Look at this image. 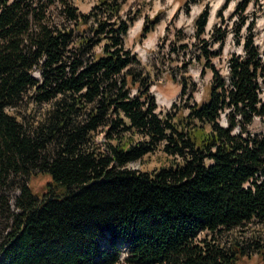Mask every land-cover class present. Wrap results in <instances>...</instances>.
Wrapping results in <instances>:
<instances>
[{
    "label": "trees",
    "instance_id": "1",
    "mask_svg": "<svg viewBox=\"0 0 264 264\" xmlns=\"http://www.w3.org/2000/svg\"><path fill=\"white\" fill-rule=\"evenodd\" d=\"M126 1L97 0L84 13L71 0H0V211L9 227L0 264H117L121 245L134 264H237L248 252L264 263L263 236H214L264 220V129L249 128L256 117L264 127V48L246 13L257 0H223L208 39V5L192 42L173 30L184 42L171 53L190 54L212 76L200 102L183 76L186 102L164 114L125 46L139 15ZM159 18L144 17L139 37ZM229 32L241 53L229 54L223 75L212 59ZM25 98L47 104L40 117L18 118ZM155 150L167 165L127 167ZM39 172L50 174L47 187L38 195L20 184L11 211V177Z\"/></svg>",
    "mask_w": 264,
    "mask_h": 264
},
{
    "label": "rangeland",
    "instance_id": "2",
    "mask_svg": "<svg viewBox=\"0 0 264 264\" xmlns=\"http://www.w3.org/2000/svg\"><path fill=\"white\" fill-rule=\"evenodd\" d=\"M96 1L97 0H71L78 10L84 13L88 12ZM185 1L186 0H127L125 4L126 9L131 7L132 11L139 12V15L134 19L128 29L124 40L125 46L135 54L139 65L149 74L151 79L149 92L153 95L154 103L156 104V112L160 114L181 109L182 105L186 102L187 89L186 91H182L180 83L183 76H185L188 81L191 80L195 82L196 91L194 92L193 99L196 102L206 99L209 92L212 76L211 70L204 68L202 62H198L194 59H192L191 63H188V61L191 60V56L186 52H179L178 55L176 53H171L173 44L177 46V44L184 42L183 40L175 41L172 33L175 28L180 27L182 28L183 34L186 36L185 41L189 43L192 42L194 18L201 9H203L204 5H208L209 17L205 26V33L202 35V38L208 39L209 31L213 23L217 21L216 11L223 0H190L187 7L182 5ZM233 5L234 1L223 10L222 15L224 18H227L228 14L232 11ZM157 13L160 15L157 24L154 25L153 29L147 33L146 36L140 38L139 33L144 17L147 16L151 19ZM246 13H248L249 20L254 19L255 43L260 48H264V0H257L251 4ZM232 21L233 19L229 20V23L232 24ZM241 33H243V27L239 30V34ZM213 47L215 48L216 45H213ZM189 48L192 49L193 46L191 45ZM232 52L237 54L241 53V48L234 43L233 33L229 32L221 54L212 59V63L219 73L223 75L227 73V59ZM184 62L188 64L185 68H183ZM32 74L37 77V70L33 69ZM131 91H135V88H131ZM46 107V103L34 104L29 98H25L18 108V112L22 113L24 118H18L22 120L30 119V116H33L34 119L38 118ZM184 112H186L185 108ZM220 122L221 124L224 123L223 115L221 116ZM249 128L256 132L264 129L261 119L257 117L254 118ZM96 137L97 140H101L103 134L99 132L96 134ZM168 163L169 158L161 150H155L138 160L129 162L127 167L139 171L150 172ZM11 179L15 185L11 190L6 191L11 211L16 210L15 197L20 193L18 189L20 184H30L34 193L40 195L47 187V182L51 181L50 174L47 172H39V174L34 173L30 178L29 176L19 175L13 176ZM5 210L0 211V238L9 230ZM250 233L264 237V220L259 222L254 221L246 226H241L230 231L223 230L220 234H214V236L221 242H226V240L232 239L235 236H241L242 234L247 235ZM208 235H210V233L200 232L197 238L200 240ZM119 248L122 251L123 258L119 259L117 264H134L128 263L125 260L126 249L123 248V245L119 246ZM248 253L249 254L242 257L237 264H264L257 257L256 252Z\"/></svg>",
    "mask_w": 264,
    "mask_h": 264
}]
</instances>
